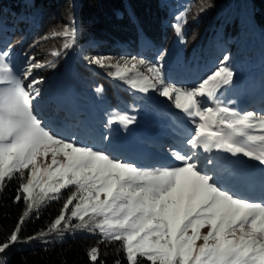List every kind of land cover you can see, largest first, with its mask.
<instances>
[{
    "label": "snow or ice",
    "instance_id": "6c2138e0",
    "mask_svg": "<svg viewBox=\"0 0 264 264\" xmlns=\"http://www.w3.org/2000/svg\"><path fill=\"white\" fill-rule=\"evenodd\" d=\"M208 6L202 4L198 11ZM189 8L174 18L178 37ZM78 34L74 18L63 30L53 31L52 37H62L64 43L51 54H66ZM165 55L162 50L156 63L136 56L84 57L109 77L140 93L164 97L184 114L187 123L174 118L167 162L145 167L121 155L107 135L100 137L103 146L86 143V123L77 132L46 118L39 111L42 93L37 86L44 82L39 72L55 64L26 55L21 68L11 42L0 47V192L7 181L17 176L24 180L27 174L13 200H23L26 210L0 241V254L53 232L83 230L99 234L101 243L121 242L127 264H264V171L257 178L238 159L264 166V114L241 112L234 101L222 99L225 90L240 87L228 55L192 86L170 80L162 63ZM109 123L126 129L136 117L113 112L105 127ZM71 189L48 230L24 238V225L33 215L39 218L45 201L60 200L62 190ZM88 256L91 264H103L97 247Z\"/></svg>",
    "mask_w": 264,
    "mask_h": 264
},
{
    "label": "trees",
    "instance_id": "16d2710c",
    "mask_svg": "<svg viewBox=\"0 0 264 264\" xmlns=\"http://www.w3.org/2000/svg\"><path fill=\"white\" fill-rule=\"evenodd\" d=\"M176 1L0 0V47L11 42L14 52H20V56L52 61L55 67L39 72L45 80V91L54 87L57 93L55 97H62H58V104L65 99L66 91L69 95L72 93L68 101L74 110L77 105H82V116L86 118L84 123L88 122V114H92V111L105 117L106 110L112 108L108 104L114 101L116 107H124L127 102L128 106L125 107L134 109L133 115L148 131L156 129L158 124L175 129V123H179L178 119L183 121L184 114L175 117L172 109H176L172 106L168 109L157 107L136 91H128L124 82L109 77L107 70L87 64L84 57L136 56L156 61L162 50L167 52L175 36L172 27L175 19L166 20L178 7ZM202 4L209 6L199 12ZM72 18L79 29L78 42L66 50V54L55 57L51 53L62 50L64 38H53L52 32L63 30ZM185 18L187 23L183 26L189 43L183 51L180 78L189 73L196 80L205 77L213 70L214 61L225 52L237 60L242 73L251 67H258L255 77L251 79L252 85L225 90L222 98L234 101L242 112L245 97L262 86L264 88V66L259 68L264 63V0H193ZM197 46H202L199 53ZM98 87L103 88L102 94L96 93ZM104 95L108 97L107 101L106 98L99 99ZM101 104L105 107L103 112L100 111ZM256 107L264 111V101ZM56 115L60 118L64 112L56 110L53 116ZM67 124L71 125L69 122ZM258 166L261 165L258 163ZM23 181L17 176L7 181L4 191L0 192V241L10 235L26 210L23 200L13 203L16 190ZM69 192L63 190L60 200L45 201L39 210V218L33 215L24 225L22 236L26 238L47 231L60 214ZM81 231L64 232L63 235L53 232L31 246L16 245L5 254H0V257L4 264H91L88 252L92 247H98L103 264H115L117 259L121 260V264H127L121 242L101 243L99 234Z\"/></svg>",
    "mask_w": 264,
    "mask_h": 264
},
{
    "label": "rangeland",
    "instance_id": "374dc122",
    "mask_svg": "<svg viewBox=\"0 0 264 264\" xmlns=\"http://www.w3.org/2000/svg\"><path fill=\"white\" fill-rule=\"evenodd\" d=\"M176 2H177L178 7L170 14L166 22L170 21L171 18H175L177 15H179L181 12L185 10L186 7H189V6L191 7L193 0H183V1L177 0ZM187 12H185V17H186ZM175 22H173L172 25ZM184 29L185 28L183 26L182 36L178 37L177 34L175 33V36L172 37V40L169 44V48L167 49L166 55L162 63L164 64V68H165V72L167 73V76L170 78L172 82L177 83L180 86H192L198 83L199 81H201L202 78L199 80L198 79L196 80V77H194L192 73H189L188 75H185L184 77L180 78L181 71L179 70V67H180L181 60L183 59L182 58L183 51L186 48V45L189 43V37L186 35V31ZM201 47L202 46H197L198 53L201 50ZM19 53L20 52L15 53L14 59H15L16 65L22 68L25 64L26 56L25 55L20 56ZM226 53L227 52H225L224 55H222L216 61H214V63L212 64L213 70H215L218 67V65L220 64V62L222 61ZM151 62L156 63L155 60ZM196 62L197 60H195L194 64H196ZM230 63L237 73V76L235 77V79L239 80L240 85H244L245 87H249L250 85H252L251 79L255 77V72L257 71L258 67H255V66L251 67L242 73L239 68L240 66L238 67L237 65L238 62L236 59L231 57ZM262 66H264V63L260 65L259 68ZM140 70L144 72L145 75H148L147 69L144 68L143 66H141ZM43 81L45 80L43 79ZM47 85L45 87H47ZM125 86L128 88V91L129 90L136 91L135 89H132L126 83H125ZM37 87L40 88L41 93H42V99L40 102L39 111L46 118L52 119L57 126H60L62 123H65V122L66 123L69 122L71 124L70 125L71 127L69 129L70 131L80 132L81 129L79 125L81 123H84L83 120H85L86 118L82 116L83 114L81 112L83 110L82 105H77V107H75V110L72 109L73 108L71 107L72 104H70V102L68 101V99H70L69 97L72 96V93H70L71 95H69L68 91H66L64 95L65 99H63V102L61 104L60 103L58 104L57 99L58 97L60 99L61 96L55 97L57 93L55 92L54 87H52V89L50 88L47 92L45 91V88H44V82L38 85ZM136 92L140 96H143V97L145 96L149 100L153 101V103L157 107L168 109L169 106H172L174 108L173 103L171 101H168L166 98L160 97L153 92H149L147 94L140 93L138 91ZM224 96H225V91H224ZM105 98L107 101V98H108L107 96L101 97L99 99L105 100ZM263 99H264V88L262 86V88L260 89L258 88L257 92L249 93L245 97L244 101L242 102V109H243L242 112L255 111L258 114H264V111H261L260 109H258V107H256L263 103L264 101ZM107 104L108 102H106V108L108 107V105L109 106L112 105V108L106 110L107 113L105 114L106 115L105 117H103L102 114L100 115L96 111H92V114L91 113L88 114L89 112L87 113L89 115V118H88L89 120L88 122H86V124L88 125L89 135L85 139L86 143H94V144H97L98 146H103L100 143V137L103 134V135L108 136L109 142L114 143L116 146H118L121 149V153H120L121 155H123L126 159L135 160L138 163V166L147 167L153 164L159 165L161 163L167 162L165 159L166 150L168 147L171 146V141L174 138L175 129H169L166 126L164 127V125L162 124L160 125L158 124V126H156V129L152 131L150 130L148 131V129L144 127V125L138 119H136V123L129 125L126 129L122 125L110 124V123L108 124V127L106 128L105 125L110 120V115L113 112H119V113L127 112V114L129 113L128 115L134 116L133 115L134 109L132 108L128 109L127 107H125V106H128L127 102L124 107L114 106V101L110 102L108 105ZM56 110L60 112L63 111L64 115L61 116L60 118L57 115L56 117H54L53 114L55 113ZM104 110H105V107L101 104L100 111L103 112ZM172 110L174 111L172 112V115L175 117H177V115L179 114H183L178 109L176 110L172 109ZM69 113H71L72 115L69 116ZM72 117H75V119H73ZM178 121L181 122L182 120L178 119ZM183 122L187 123V121H183ZM103 127H105L106 129L104 130ZM238 159H239L241 166L244 169L248 170L250 173H252L257 178L261 175V172L264 171L263 169L264 166L262 167L258 166L259 162L257 161L251 160L250 158H246L243 156L239 157ZM49 162H50V158H49ZM26 179H27V174H25V177H24V180ZM254 187L255 185H253V188ZM72 190L74 189H71L69 191H72ZM202 231L206 233L208 229L205 228ZM81 232L90 233V232L83 231V230ZM43 239L44 237L42 239H39V241H43ZM36 241L37 240L32 241L30 243L18 244V245L31 246ZM198 243H202V241H199Z\"/></svg>",
    "mask_w": 264,
    "mask_h": 264
}]
</instances>
